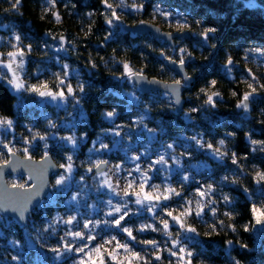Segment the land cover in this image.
<instances>
[{
	"label": "trees",
	"instance_id": "16d2710c",
	"mask_svg": "<svg viewBox=\"0 0 264 264\" xmlns=\"http://www.w3.org/2000/svg\"><path fill=\"white\" fill-rule=\"evenodd\" d=\"M14 3L15 0H0V53L5 54L4 48L12 45L29 53L31 61L26 70L25 89L41 82L55 89L57 77L64 78L65 64L69 66L67 71L76 74L74 86L78 74L80 82L87 85L86 94H80L79 104L87 118L77 122L75 133L86 140V146L107 133L108 118L102 114L115 110V123L125 125L135 114L131 113L133 109L126 108V101L118 97L122 90L131 88L129 81L123 78L124 63L148 78L171 83L182 79L163 64L162 57L178 63L182 57L186 62L193 61L187 63L186 72L195 82L183 94L193 122L186 123L174 114L162 93L140 96L151 115L150 123L168 131L164 132L163 139L181 141L184 135H197L204 146V151L192 146L188 151L191 160L184 161L186 165L205 164L199 175L192 172L194 183H202L204 187L211 184L215 192L210 212H205L201 218L193 212L186 222L188 227L196 229L194 234L198 237L192 248L194 259L199 264H235L236 260L240 264H264V224H256L251 212L253 206H264V184L257 183L256 176L258 171L264 172V151L255 150L264 148V90L260 89L264 74L247 64L248 55L254 53L249 49L264 48V0H259L258 8L246 7V0H107L112 8L106 7L102 0H20L19 6L13 9ZM122 3L123 6H119ZM133 3H143L144 10L133 11ZM155 5H159L160 12L154 13ZM113 11L118 21L112 17ZM106 19H113L115 27L110 28ZM146 20L160 25L165 32L189 33L188 40L175 41L174 50L182 47L184 54L172 55V48L150 35L137 36L122 31L123 26H134ZM208 28L216 31L214 38L205 43L199 33ZM105 36L110 38L106 40ZM229 57L234 61L231 72L224 67ZM253 76L258 94L245 113L236 105L245 92L251 91L247 83L252 82ZM212 81H216L215 85ZM8 82L0 68V119L12 121L15 137L21 141H31L30 144L36 141L39 146V139H31L36 133L47 136L50 141L55 131L49 122L61 121L62 112L56 114L48 106L40 108L39 96L30 91L24 90L19 96L12 94ZM213 92L219 93V97H213L215 107L206 103ZM193 108L197 111L192 112ZM46 113L51 114L50 118H46ZM226 133L234 135L226 136ZM220 140L225 143L221 145ZM209 144L212 150L218 148L225 153L223 161L206 154ZM233 153L236 164L232 163ZM7 155L4 152L0 156V164L8 159ZM51 155L57 164L62 163L57 149H52ZM42 156L41 148L31 152L34 160ZM108 157L114 160L113 154ZM225 176L227 180L222 179ZM6 181L15 185L10 176ZM16 185L25 186L24 178L20 177ZM224 194L229 195L230 203L224 202ZM39 209L31 213L25 228L8 219L11 226L2 228L3 237H0V264H64L58 261L52 249L60 248L62 253L64 245L71 243L63 236V229L53 225L52 209L47 217ZM143 219L147 218L137 216L129 220L136 237L131 244L134 250L152 264H161V261L172 264L167 246L163 244L166 238L162 231H137ZM259 225L263 226V232L258 234ZM9 240L19 246L12 249ZM143 240H155L161 250L157 252L150 248L152 245L140 243ZM230 240L233 241L231 246L227 243ZM30 244L33 247L29 249ZM241 244L247 247L242 248ZM157 255L160 261L155 259ZM13 256L17 259L13 260Z\"/></svg>",
	"mask_w": 264,
	"mask_h": 264
},
{
	"label": "rangeland",
	"instance_id": "374dc122",
	"mask_svg": "<svg viewBox=\"0 0 264 264\" xmlns=\"http://www.w3.org/2000/svg\"><path fill=\"white\" fill-rule=\"evenodd\" d=\"M120 1L122 2L124 0ZM129 1L132 2V0ZM146 22L155 24L154 22H151L149 20H146ZM174 48L172 49L174 50ZM182 49L183 48L180 47L179 50H174L171 54L175 55L178 52L179 55H183L184 51H181ZM4 50H6L5 54L0 53V68L6 73V78L8 81L13 80L14 76L13 72L9 71L8 67L5 66L13 59L9 57L7 53L21 52L24 54L23 68L17 70L19 57H17L15 59V62L12 63V68L16 70L15 75L19 77V80L15 82L23 83L25 85L26 70L31 61L29 53L25 52L16 45L6 47L4 48ZM162 58L167 59L166 57ZM55 62L58 61L56 60ZM188 62L190 61H187L186 64ZM247 64L251 68H255L257 72L261 71L264 74V56H262L260 53L254 52L248 55ZM59 66V68L62 69L61 64ZM62 71L64 73V67ZM68 72L69 76L66 78L64 77L63 79H65L66 83H71L73 85V83L76 82V78L74 77L76 74L74 71ZM58 77L62 79L61 75H59ZM123 78L129 81L131 88L129 89V91L122 90V93L118 94V97L126 101L127 109H133L131 110V113L135 112V114L133 113L131 117L132 120L129 121L127 125L123 123H115V117L108 119L109 129L106 131L107 133H104L105 136H99L96 140L90 142L89 146H86V140L84 138L80 139L81 136H78L75 133L76 124L80 121V114L81 112H83L81 106L74 104L73 102H71V100L64 103H59L58 101H51L49 99L37 97V105L40 108L48 106L52 108V110H54L56 114L60 113L61 111L63 116V119L61 121L54 123L56 127H52L55 133L49 138L50 141H48L47 139L46 142L48 147L45 148V141L41 140L39 146L36 145V141H34L32 144L25 143L26 140L21 141V138L15 137L13 124L10 128L5 125L0 126V156H2L4 152L6 154H9L8 148L4 147L5 144H7L8 147L12 149V153H15L24 158H31V152L36 148H41L43 155H45V153L51 155L52 149H57V152L60 153L62 157L61 164L64 165H67L69 163L67 157L69 155L72 156L71 163L73 165V168L71 173L66 172L60 167L61 164H57L54 161L60 168V171L59 173L51 177V190L49 194L44 198V200L40 203L38 208H40V212H42L45 217H47L46 215L51 213L50 209H52V219L54 221L53 225L59 226L58 228L63 229V236L66 238V240H69L73 248L78 245L83 246L85 243H87L89 247L85 249L86 253L90 249L103 243L105 240H108L113 235H115L121 243H128L134 250V247L131 245L132 240L127 236L126 233L120 231L118 228L106 227L103 223H101L95 226L94 231H90V229H84L83 224L85 223V221L95 222L97 220H112L114 218H118L120 215L119 213H114L113 216L106 215V213L113 211L112 206L108 204V201L111 200L113 205H119L120 203H122L121 197H123V191L127 188V180L123 179V177L129 176L128 170L135 169L137 164L140 165V168L142 170H147L151 161L159 159L161 155L164 156L167 163L164 165H154L151 172L148 173L151 178L150 183L163 186L170 184L177 191H181L182 193L186 192L183 195V199H181L180 197H176L173 200L169 201V207L167 209H165L163 212L157 210L155 220L152 219V213H149L146 210H142L139 205L130 202L128 204V207L129 209H131V212L128 216L125 217L123 221H121V224L123 226L131 228V223L129 222L130 218L143 216L147 219L141 220L140 227L142 225L151 224L154 227L163 229V225L160 223V220L161 218L168 219L170 227L167 230V233L162 231V235L166 238V241H164L163 244L167 246L166 250L169 252H167V255L169 256L168 258H171L172 264H187V261L189 259L192 260V264H199V261H195V254L192 251L194 244H196L195 242L198 241V237L194 233H188L181 229L180 225L175 223L171 219V217H167L165 213L168 210H175L173 214L179 215V212L183 210L179 205L181 203H185V206L190 207L194 210L193 212L195 215V210H198L197 201L200 202V207L207 205L206 207H204L203 214L205 212L207 213V211H209V209L211 208L212 203H208V201H214L215 192H211L203 198L195 196L197 189L206 187H204V184L202 183H194L193 179L195 178L193 177L192 172L199 175L200 169L205 168V164L201 165V167L199 164L194 165L193 163H191L190 165H186L184 163V161L191 160L192 158L190 154H188V151L192 146H195L196 149L200 151H204V146L198 147L195 141L191 139L192 137H189L188 135L180 137L181 141H177L175 138H173V140H168V138L163 139V137L166 135L164 132L168 131L166 129L156 128L155 126H153V124L150 123L151 115L149 114V112H147L148 108L146 107V103L140 96L142 94L139 92L138 88H136L131 83V80L127 76H124ZM7 86L10 92L16 96H19L24 91V89H21L18 92L9 82ZM73 87L75 88L76 85H73ZM51 90H64L66 92V89L57 87ZM162 98H165L166 102L170 104V107L174 114L182 117V119L186 123L193 122L191 117L192 113L188 109H186V107L183 108L181 113L177 114L172 105L173 102L168 97V95L164 94L162 95ZM183 98L186 101L184 96ZM44 115L46 116V118H50L51 114L46 113ZM84 116L86 119L87 117L85 113ZM149 129H151L152 131H148ZM58 132L63 133L60 134ZM116 132H119L120 135H115ZM8 134H11L10 137L8 136ZM68 136H74L77 138L78 143L75 148L68 141L61 139V137ZM194 137L199 139L197 135H194ZM101 143L108 145V147L101 148ZM168 144H172L173 147L168 148ZM25 148L29 149L27 154H25L24 152ZM205 152L209 157L213 158L212 149L205 148ZM111 154H113L114 160H111L108 157ZM134 156L139 157V159L133 161L131 158ZM100 161H107V164H105L106 170L104 171L107 173L106 176L99 175L94 172V170L96 169L95 165ZM174 161H178V163H173ZM117 164L122 166L119 172L109 171V169H112L113 166ZM89 168L92 169L91 172L87 170ZM159 169H163V171H158ZM61 175H64L65 177H67V179L62 185H56L55 182ZM185 175L190 176L193 179L188 182H183L182 178ZM132 176H139V173L132 171ZM130 178L131 177H129V179ZM10 179L12 180L13 184L16 185L20 177L10 176ZM109 183L113 186V188H115L116 193H119V195L114 194L109 190V188L106 186ZM191 183H194V186L189 189ZM133 189L137 191L139 190L136 184H133ZM133 189H128V191L131 193ZM148 190L150 189L147 185H145V191ZM73 195L77 196V199L75 201L72 200ZM135 199L136 197L131 195L129 197H123V200L126 201H134ZM189 200H191V203H186ZM58 208H62V210H59ZM70 216L76 217V220L73 222V224H66L62 222L67 220ZM188 218H190V216L183 218L185 220V227H188L186 225ZM10 226L11 225L8 219H0V237H3L2 228L8 229ZM69 230H71V232L82 231L85 234H91L95 236L96 239L92 244H90L91 241H88L86 239H74L71 234L65 235V233L69 232ZM146 231L154 233L158 232L152 231L151 229H146L141 232L145 233ZM257 232L258 234L259 232H263L262 225L258 226ZM24 233L26 234V231H24ZM177 233H180V235H177ZM8 245L11 246L12 249H15L19 246L18 244L13 243L12 240H9ZM32 247V244H30L28 248L30 249ZM114 247L115 241L112 244H106L104 248L100 250V255L105 258L107 264H113V262L108 260L106 250H111ZM181 247L185 249V252L180 251ZM150 248H154V250H157V252L161 250L159 245L150 246ZM116 252L118 258L121 259L126 255L123 249H117ZM171 252H175L177 255L173 256L170 254ZM187 252H192L194 254L193 257H188L186 255ZM91 255L93 259L97 258V253L92 252ZM181 257H184V259H181ZM81 259L87 261L88 256L77 253L75 251H64L58 257V261L64 262V264H66L67 262V264H78ZM145 260L146 258L143 257L142 260L134 262V264H144L143 262Z\"/></svg>",
	"mask_w": 264,
	"mask_h": 264
},
{
	"label": "snow or ice",
	"instance_id": "6c2138e0",
	"mask_svg": "<svg viewBox=\"0 0 264 264\" xmlns=\"http://www.w3.org/2000/svg\"><path fill=\"white\" fill-rule=\"evenodd\" d=\"M102 2L105 4L106 7L108 8H112L111 4L107 3V0H102ZM20 4V0H15V3L12 4V8L15 9L19 6ZM119 6H123V3ZM133 11L135 12H140L144 10V4L140 3L139 5H136L135 3H133L131 5ZM246 7L249 8H258L260 7L259 4V0H246ZM155 12H160V8L159 5H155L154 6V13ZM112 17L115 20H119V17L117 16L116 12L113 11L112 12ZM58 19V17H57ZM108 26L110 28L115 27L114 23H113V19H106L105 21ZM197 23H201L200 21H198ZM215 28H208L206 29L204 32L199 33V35L203 36L205 43H207L209 40L214 38V33H215ZM109 36H105V39H109ZM17 40L20 39L19 36L16 37ZM212 47H215V45H212ZM181 51H184L183 49ZM249 51L252 52H256V53H260L262 56H264V48H254V49H249ZM7 55L12 59V61L10 63H8L7 65H5L6 67H8L9 71L13 72V76L14 79L10 80L9 83L12 84L14 86V88L19 92L21 89L30 91L34 94H36L37 96L44 98V99H49L51 101H58L59 103H64L66 101L71 100V102H73L76 105H79L81 102V96L79 94H86V87L87 85L85 83L80 82L79 78H78V74H77V84L76 87L74 88L73 85L71 83H66L65 79H60L59 77H57L58 79V84H57V88H61V89H66V92L64 90H60V91H53L49 88V85L47 83H39V84H33L31 85L29 88L25 89V85L23 83H16L15 81L19 80V77L15 75V71L12 68V63L15 62V59L17 57H19V64L17 65V70L18 69H22L23 65H24V60H23V53L21 52H8ZM163 55V54H161ZM172 63L175 65V61H172ZM234 63V61L229 57V59L227 60L226 64L224 65V67L231 72V66ZM186 64L185 59L182 57L179 61V68L177 69L178 71H182L184 65ZM64 73L63 76L66 78L69 76V72L67 71L68 69V65L65 64L64 66ZM93 68L96 67V65H92ZM123 68H124V73L123 75L127 76L129 79L135 77L137 81H141L144 80V76H143V72H134L132 71V69L130 68V66L127 63L123 64ZM190 77L187 76L186 74L183 76L182 80H175V87H172L170 92L168 93L170 96H176L177 98L174 100L175 104H179L180 103V99H179V91L180 88L185 86L189 81H190ZM253 82H257L256 81V77L253 76L252 77V82H248L247 83V87L249 89H251V91H247L243 94L242 98L239 100V102L237 103L236 107L239 109H243L245 113L248 112L249 110V106L250 103L254 100L255 96L258 94L257 92V88H255L253 86ZM151 83H156L155 80L151 81ZM212 85H215L216 81H212L211 82ZM167 87V86H166ZM260 89L264 90V84L260 85ZM201 91L203 92L204 90L201 89ZM233 95H236L235 92H233ZM213 97H219V93L213 92L211 95H208L206 103L211 105L212 107H215V102L213 100ZM192 112L197 111V109L193 108L191 110ZM115 110L113 111H108L104 115L106 118L111 119L112 117H114L115 115ZM85 119L84 113L81 112L80 114V122H83ZM51 127L55 128L56 125L54 123H51ZM7 126L8 128H10L12 126V121L10 120H0V126ZM148 131H152L151 129H149ZM115 135H120L119 132H116ZM226 136H232L234 135L233 133H226ZM33 141L34 140H41V141H45L44 147L47 148V136L45 135H39L38 133L33 134L32 138ZM61 139L68 141L70 144L73 145V147L75 148V146L78 143V140L76 137L74 136H68V137H61ZM80 139H83V137H81ZM191 139H193L196 143V145L198 147H203V144L201 143V141L199 139H197L196 137H192ZM253 144L258 143L257 141H251ZM25 143H31V141H25ZM219 143L221 145H223L225 143L224 140H220ZM5 148H8L9 153H12V149L8 147L7 144L4 145ZM108 145L101 143V148H107ZM168 148H172L173 145L172 144H168L167 145ZM209 149H212V145L209 144L208 145ZM256 151H264V148H260V149H255ZM29 151L28 148L24 149L25 154H27ZM14 155V153H12ZM212 156L215 159H218L220 161H223L225 153H221L220 150L217 148L215 150H213L212 152ZM30 158V157H28ZM45 158H47V153H45ZM133 161H136L139 159V157H132L131 158ZM67 160L69 161V163L67 165L61 164L60 167L62 169H64L66 172L71 173L72 172V168L73 165L71 163L72 161V156L69 155L67 157ZM167 162L165 161L164 156H160L159 159L151 161L149 164V168L147 170H142L140 168V165L137 164L135 169L133 170H128L129 171V176L128 177H123V179L127 180V188L123 191V197H129L131 196H135L136 199L134 201H126L123 200V197H121L122 203H120L119 205H113L112 201L109 200L108 204L112 206L113 211H110L108 213H106V215L108 216H113L114 213H119V217L118 218H114L112 220H97L95 222L93 221H85V223L83 224V228L84 229H90V231H94L95 230V226L98 224L103 223L106 227H116L118 228L120 231L124 232L127 234V236L133 240L136 241V237L133 235V229L123 226L121 224V221H123L125 219L126 216L129 215V213L131 212V209H129L128 204L131 203H135L136 205H139L140 208L142 210H146L149 213H152V219H156V215H157V210L163 212L165 209H167L169 207L168 202L173 200L176 197H180L181 199H183V193L181 191H177L175 188H173L170 184L163 186V185H159V184H152L150 183V176L148 175L149 172H151L152 167L156 164H161L164 165ZM173 163H178V161H174ZM232 163L236 164L237 163V159H236V154L233 153L232 154ZM12 164L11 159H6L4 161V163L2 165H0V175L3 174V168L8 167ZM102 164H107V161H100L99 163H97L95 165L97 172L99 175H103L106 176L107 173L101 170V165ZM121 165L117 164L115 166H113L112 169H109V171H113V172H119L121 170ZM89 172L92 171L91 168L87 169ZM132 171H135L137 173H139V176H132ZM158 171H163V169H159ZM257 176V183L260 184H264V172H257L256 173ZM129 177H131L129 179ZM67 177H65L64 175H61L57 180H56V185H62L65 181H66ZM193 178L190 176H183L182 180L183 182H188L190 180H192ZM222 179L227 180L228 177L225 176ZM233 183H236L235 181H233ZM133 184H136L138 187V191L133 189ZM145 185L148 186V188L150 190L145 191ZM103 186V185H102ZM109 190L111 192H113L114 194L119 195V193H116L115 188H113V186L109 183L106 185ZM13 187H19V188H23V185H13ZM128 189H133V191L130 193L128 191ZM248 189H245V192H247ZM214 192L213 186L211 184L207 185L206 188H199L197 189L195 196L198 197H206L209 193ZM36 193H33L32 195H27V196H19L17 198V200L15 202L12 203H4V202H0V213H6L11 211L12 213L16 214V216L19 218L20 221H24L26 219V214L28 212H30V205L32 204V201L35 197ZM77 196L73 195L72 196V200H76ZM223 200L225 203H230V197L228 194H224L223 195ZM186 203L190 204L191 200L187 201ZM208 203H212L211 200L208 201ZM197 205H198V210H195V216L196 217H202L203 215V211H204V207H206L207 205H204L203 207H200V202L197 201ZM183 210L179 212V215H174L173 212L175 210H168L166 211L165 215L167 217H171V219L180 225L181 229H183L184 231L188 232V233H195L196 229L192 228V227H185V220L183 218H186L188 216H191L193 214V209L190 207L185 206V203H181L179 205ZM251 212L253 214V216L256 218L255 222L256 224H264V206L262 207H255L253 206L251 209ZM213 215H215V210L213 209ZM225 215H228V213H225ZM0 219H3V217H0ZM76 220L75 216H70L67 220L62 221L63 223L66 224H73V222ZM160 223L163 225V229H160L158 227H154L151 224H147V225H142L139 229H137V231H144L146 229H151L152 231H164L167 233V230L170 227L169 224V220L168 219H164L161 218ZM91 226V228H90ZM245 231H248V228L244 229ZM71 234L73 236V238H79V239H86L88 241H94L96 239L95 236L91 235V234H85L82 231H75V232H71V230H69V232L65 233V235ZM177 235H180V233H177ZM64 237H61V240L63 241ZM115 241V247L112 248L111 250H106V254H107V258L108 260L112 261L113 264H134V262H138L140 260L143 259L142 255L139 252L134 251L131 246L128 243H121L117 237L115 235L111 236L108 240H105L103 243L97 245L96 247L90 249L87 253L85 252V249H87L89 246L87 243H85L83 246H76L75 248L72 247L71 244H65L64 245V251H75L77 253H81L84 255L88 256V260H84L81 259L78 264H107V261L105 260V258L103 256L100 255V250L102 248H104V246L106 244H112ZM15 243V242H13ZM140 243H143L145 245H152L155 246L156 245V241L155 240H143L140 241ZM229 246H231L233 244V241H228L227 242ZM240 247L242 248H246L247 245L241 244ZM117 249H123L124 253L126 254L124 256V258H118ZM52 251L56 254L57 257H59L61 255V249L60 248H53ZM181 252H185V249L183 247H181L180 249ZM95 252L97 253V258L93 259L91 253ZM171 255L175 256L177 255L175 252H171ZM186 255L188 257H193V253L192 252H187ZM13 260H16L17 257L13 256L12 257ZM156 260L160 261L161 257L159 255H157L155 257ZM181 259H184V257H181ZM144 264H152V262L150 260H145ZM161 264H163V262L161 261ZM187 264H192V260L189 259L187 261ZM235 264H240L239 260L235 261Z\"/></svg>",
	"mask_w": 264,
	"mask_h": 264
},
{
	"label": "water",
	"instance_id": "95a60500",
	"mask_svg": "<svg viewBox=\"0 0 264 264\" xmlns=\"http://www.w3.org/2000/svg\"><path fill=\"white\" fill-rule=\"evenodd\" d=\"M122 31L125 33L135 34L137 36H145L150 35L156 40H160L164 42L168 47L174 48L175 41H183L188 40L190 38L189 33L187 32H165L158 25L149 23V22H141L134 26H123ZM173 59L167 58L163 61V64L168 67L172 72L177 74L181 79L186 74V65H184L182 71H178L179 63L175 61V65L172 63ZM190 63H193L190 62ZM144 76V80L137 81L135 77L131 78V83L139 89V92L142 95H147L151 93H163L169 96V98L173 102V107L177 114L181 113L184 107L185 100L183 98V94L185 90L191 88L194 84L195 79L190 77V81L183 87L180 88L179 91V99L180 103L175 104L174 100L177 98L176 96H170L168 93L170 92L172 87H175V82H164L155 78H148ZM155 80L156 83H151V81ZM167 86V87H166ZM8 159H11L12 164L8 167L3 168V174L0 175V202L4 203H12L17 200L19 196H27L36 193L32 204L30 207V212L26 214V219L24 221H20L16 214L11 211L6 213H0V217L10 219L14 224L18 226H25L30 218L31 213L37 209L40 203L44 200V198L49 194L51 190L50 179L53 175L59 173L60 168L54 162L50 154H47V158L45 155L38 159L34 160L31 158H23L17 154L9 153L7 155ZM2 165V164H1ZM101 170H106V165H101ZM96 174H98L97 169L94 170ZM7 176L19 177L22 176L25 179L26 187L19 188L9 186L6 182ZM94 243L93 241L90 244Z\"/></svg>",
	"mask_w": 264,
	"mask_h": 264
},
{
	"label": "bare ground",
	"instance_id": "6f19581e",
	"mask_svg": "<svg viewBox=\"0 0 264 264\" xmlns=\"http://www.w3.org/2000/svg\"><path fill=\"white\" fill-rule=\"evenodd\" d=\"M191 87H192V86H191ZM185 104H186V101H185V103H184V107H185ZM184 107H183V108H184Z\"/></svg>",
	"mask_w": 264,
	"mask_h": 264
}]
</instances>
